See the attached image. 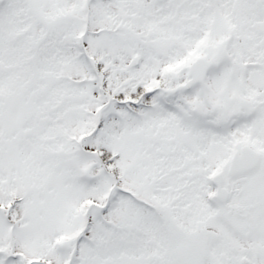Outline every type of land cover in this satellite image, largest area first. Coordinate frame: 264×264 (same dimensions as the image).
<instances>
[{"label": "snow or ice", "instance_id": "snow-or-ice-1", "mask_svg": "<svg viewBox=\"0 0 264 264\" xmlns=\"http://www.w3.org/2000/svg\"><path fill=\"white\" fill-rule=\"evenodd\" d=\"M0 264H264V0H0Z\"/></svg>", "mask_w": 264, "mask_h": 264}]
</instances>
